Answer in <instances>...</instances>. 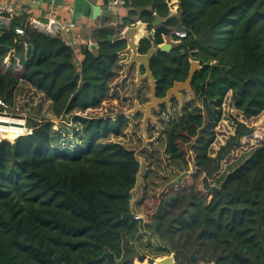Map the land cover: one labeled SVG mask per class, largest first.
I'll use <instances>...</instances> for the list:
<instances>
[{"label":"trees","instance_id":"16d2710c","mask_svg":"<svg viewBox=\"0 0 264 264\" xmlns=\"http://www.w3.org/2000/svg\"><path fill=\"white\" fill-rule=\"evenodd\" d=\"M170 1L124 0L122 24L91 31L87 39L96 49L81 46V61L60 36L32 29L23 13L0 26V99L12 106L24 84L48 102L51 116L28 118L29 135L0 141V264H134L127 243L144 223L130 206L140 164L112 140L121 137L126 118L87 112L113 97L111 84L129 69L120 32L136 21L150 24L154 15L185 33L172 37L169 52L152 57L156 97L183 82L189 61H197L191 93L201 109L184 110L168 128L164 152L185 172L142 226L161 244L156 257L174 253V264H264V143L219 173L253 132L236 122L215 155L208 151L229 92L245 118L264 114V0H176V14ZM151 44L160 46L162 37L141 41L139 53ZM64 118L80 136L78 145L58 149L54 121ZM190 165L200 179L186 177Z\"/></svg>","mask_w":264,"mask_h":264},{"label":"rangeland","instance_id":"374dc122","mask_svg":"<svg viewBox=\"0 0 264 264\" xmlns=\"http://www.w3.org/2000/svg\"><path fill=\"white\" fill-rule=\"evenodd\" d=\"M175 6L173 1L168 3L169 9L172 11H174ZM166 40V44L176 43L172 37H166ZM127 63L128 61L125 62L126 66ZM148 94L149 85L147 80L136 83V67L124 68L122 75L111 84L110 96L113 97L107 98L99 108L87 112L89 117H116L121 115L126 118L127 125L123 129L121 137L118 139L113 138L112 140L133 151L140 164L136 185L131 193L130 206L134 217L144 221L142 224H146V219L152 215L160 199L166 196L165 193L173 185V181L185 172V170H181L180 166L171 164L164 152V137L168 128L173 122L179 121L184 114V110L201 109L200 102L191 92H182L180 94L181 107H179L177 101V103H172L169 108L161 106L153 110L152 116L154 120H147L143 127V115L136 113L131 116L129 111L134 108L135 103L139 106H144L147 102L146 96ZM230 96L231 93L229 92L223 101L220 119L212 129L214 140L208 148L209 154L214 156L219 147L224 145L227 138L233 135L236 122L252 128L253 132L250 136L242 138L239 146L221 162L219 173L237 160H241L252 149L264 143V114L251 119L245 118L232 108ZM5 104L9 113L24 117L26 125L28 118L39 120L42 117H51L48 115L47 101L43 99L41 94L33 92L24 84H21L15 90L13 105ZM75 126L68 118L55 120L53 130L55 131L54 137L57 140H53V146L63 149L66 146L72 148L78 145L76 140L79 139L80 134L75 133ZM184 148L189 155H192L187 147L184 146ZM186 177H197L200 179L192 165L189 166ZM176 186L174 185L173 187L175 188ZM142 224L139 228V237L127 243L132 245L134 264H142L140 262L145 259L160 260L163 258H171L174 262V253L156 257L157 249L161 244L155 240L151 232L144 228Z\"/></svg>","mask_w":264,"mask_h":264},{"label":"water","instance_id":"95a60500","mask_svg":"<svg viewBox=\"0 0 264 264\" xmlns=\"http://www.w3.org/2000/svg\"><path fill=\"white\" fill-rule=\"evenodd\" d=\"M63 0L60 1V4ZM99 0H68L67 5L71 11V21L74 24L77 19L85 18L89 20L99 19L100 27L107 26V16L110 13H115L109 8L110 3L114 0H100V4L96 3ZM174 3L178 6V2L174 0ZM2 16L9 18V15L3 13ZM117 21V23H116ZM116 23V24H115ZM122 24V17L113 21V25ZM151 31L159 34L161 37H169L171 32H183L184 29L179 25L174 27L165 26L161 18L154 15V20L150 23H143L136 21L134 24L125 27L119 34L118 40L125 43V52L129 53V60L127 63L128 68L136 67V83L147 80L149 83V94L146 96L147 103L144 106H139L135 103L134 108L129 111V115L133 116L136 113L143 115L142 126L144 127L147 120L153 121L152 112L161 106L167 108L170 107L172 98L178 101L179 107L182 105L180 94L181 92H191V80L194 74L200 69V64L197 61H189V70L187 78L183 82H173L172 86L166 91L165 96L162 98L156 97L157 81L153 77L150 70V61L153 56H156L159 52H169L171 49L170 44L163 43L160 46H154L151 44L150 48L144 53H139V46L141 41H151ZM140 68L143 69L144 73H140ZM155 261L154 259H149ZM162 264H174L171 258H163Z\"/></svg>","mask_w":264,"mask_h":264},{"label":"crops","instance_id":"0c3cea01","mask_svg":"<svg viewBox=\"0 0 264 264\" xmlns=\"http://www.w3.org/2000/svg\"><path fill=\"white\" fill-rule=\"evenodd\" d=\"M60 1L61 0H0V5L1 7H6L12 11L11 15L9 13H5L9 15V19H12V17L17 14L23 13V15L28 17L29 21L32 19H39L40 21L45 22L47 19H55L65 25L72 23L70 7L67 5L68 0H63L61 4ZM96 4L99 5L100 0ZM109 8L112 9L110 6ZM177 8L178 6L176 5L174 11L171 9L169 10L171 13L176 14ZM112 10L115 13H110L107 16V19H109L107 26L114 28L115 26L113 25V21L119 19V17H125L127 10L124 7H116L115 10ZM0 24H3V20H0ZM96 28H101L99 25V19L89 20L81 18L76 20L72 29L61 32L58 36H60L61 39L74 50L76 61H81V46L87 44L90 50L96 49V44L87 39L91 31ZM29 88L35 92L34 89L31 87Z\"/></svg>","mask_w":264,"mask_h":264},{"label":"built area","instance_id":"2783aa9c","mask_svg":"<svg viewBox=\"0 0 264 264\" xmlns=\"http://www.w3.org/2000/svg\"><path fill=\"white\" fill-rule=\"evenodd\" d=\"M124 5V0H114L110 3V7L114 10L116 7H123ZM3 13H9L11 15L12 11L6 7H1L0 5V20H3V24H0V26L8 27L10 24V19L2 16ZM30 25L32 29L49 36L59 35L61 32L68 31L74 27L73 23L65 25L56 21L55 19H47L45 22L40 21L39 19H32L30 20ZM15 33L17 35H22L23 30L17 28L15 29ZM154 34L155 32L151 31L150 36L152 37ZM171 37L182 39L185 37V33L184 31L180 33L171 32L169 38ZM164 38L165 37H162L163 42H165ZM30 133L31 128L26 125L25 118L9 113L5 102L0 99V141L3 139L13 141L20 136L29 135Z\"/></svg>","mask_w":264,"mask_h":264},{"label":"flooded vegetation","instance_id":"af4514ba","mask_svg":"<svg viewBox=\"0 0 264 264\" xmlns=\"http://www.w3.org/2000/svg\"><path fill=\"white\" fill-rule=\"evenodd\" d=\"M165 43H167V40L165 41ZM171 44H174V43H171ZM170 44V45H171ZM150 63H151V61H150ZM141 69L142 68H140V73H141ZM143 70V69H142ZM150 70H151V66H150ZM144 73V71L141 73V74H143ZM152 73V72H151ZM148 85H149V83H148ZM156 89H157V87H156ZM166 93V92H165ZM182 93V92H181ZM165 96V95H164ZM173 102H176L177 103V100L175 99V98H172L171 99V102H170V105L173 103ZM147 103V102H146ZM162 107H165V106H162Z\"/></svg>","mask_w":264,"mask_h":264}]
</instances>
